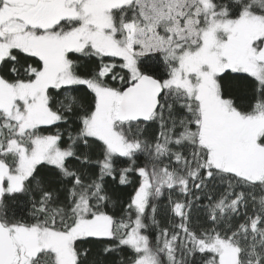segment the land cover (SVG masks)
<instances>
[{
	"label": "snow or ice",
	"instance_id": "1",
	"mask_svg": "<svg viewBox=\"0 0 264 264\" xmlns=\"http://www.w3.org/2000/svg\"><path fill=\"white\" fill-rule=\"evenodd\" d=\"M0 264H264V0H0Z\"/></svg>",
	"mask_w": 264,
	"mask_h": 264
}]
</instances>
